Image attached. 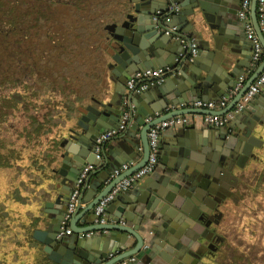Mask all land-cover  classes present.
Wrapping results in <instances>:
<instances>
[{"label":"crops","instance_id":"0c3cea01","mask_svg":"<svg viewBox=\"0 0 264 264\" xmlns=\"http://www.w3.org/2000/svg\"><path fill=\"white\" fill-rule=\"evenodd\" d=\"M241 1L242 0H236V5L232 7V9L229 1L228 6L232 11L226 13V16L223 17V22H219L215 14L211 12L214 3L211 0H203L207 12L202 11L201 8L196 9L202 20L199 21L196 16H189L185 22L179 21V27L181 28L180 32L176 31L175 27H172L175 28L173 32L175 34L173 37L175 42H177V38L181 36H190L196 29L204 31L202 39L209 42L207 43L209 45V50H205L201 39L198 35L194 34L190 41L195 40L198 42V50L193 58L191 57L193 59L192 61H194V63H191L192 68H185L186 73L184 74L185 78L183 83L187 88H190L192 83H189L187 77H193V75L194 77L199 76V79L205 81L207 85L206 88H204L203 94H207L206 92L210 86H215L217 88L216 93L224 94V92H226L225 95L216 96L215 99L210 100H218L230 96L236 85L238 78L237 72H239V70L243 72L242 75L246 78H248L254 70L252 61H250L252 44L246 37L244 22L238 16ZM128 2L129 0L101 1V9L97 8L99 9L97 12H101L103 17L100 14L97 17V27L99 28L103 24L102 28L106 33V37H104L106 38L107 49L102 50L95 40L91 41L88 39L86 45H89V47L85 50V45L71 50L70 55L72 59L75 60L74 63L81 66L87 65L88 69L83 71V69L78 68L76 75L77 79L73 81L68 80V82L63 80L65 82L63 95L60 98L54 96L51 98V102H49L50 97L49 99L47 98V103H45L47 115L44 113L42 116H39L37 113L38 121L35 122L30 116L34 113V110L31 109L27 111L28 119L23 123H18L16 118L12 115L9 118V254L12 253L15 257L19 256V258H23L21 260L22 262H20L21 264H58L56 260L49 257V252L45 250V244L37 240L34 237V233L35 230L38 229L45 231L43 218L49 214L45 211H57L58 209H56V206L61 207L64 205L62 203L48 206L47 202H54L56 193L61 189L60 177L54 172V167H56L57 161L61 159L60 154L65 150L64 142L70 135L69 129L75 126V123L82 114L79 112L81 107L85 110L88 104L93 103V98L102 97L101 99L113 103H128L133 110V114H131L130 111L126 126L123 130L118 131L101 145L99 150L101 158L99 159L96 157V161L99 163L95 165L94 170H92L82 186L81 196L84 204L77 212L87 206L95 195L113 179L114 176H112L110 163H114L113 161L116 159L120 160V158L124 156L123 154H127L132 150H135L133 159L125 163H128L131 167L142 158L141 150L134 147V145L140 144V133L143 127V125L137 123L135 120L137 117L141 118V114L146 111L151 114V118L164 116L178 108L189 107L194 99L197 100L198 98H202L204 100L205 98L203 96H207L201 95L200 88L197 89V92H194V89L191 88L186 92L187 104L178 102V99L182 98L176 95L181 81H178L180 80L179 78H175L177 74L173 71H171L172 73L162 82L151 84L144 90H129L127 86L129 77L126 76L124 73L125 71H121L118 68L114 69L117 63L113 60L112 52L109 50V42L112 38L111 32H113V30L107 27L110 23L116 21V13ZM153 3L156 7L158 6L163 9L169 6L171 11L174 10V14L179 15L182 13L178 3L174 8L173 5H169L168 0H153ZM173 12H167L168 22H170L169 18ZM204 13L208 15L206 20L203 16ZM94 21L96 23L95 15L93 16V22ZM94 27L96 26L93 25L90 31L96 32ZM170 35L168 36L165 34L168 38ZM216 44L222 45L224 49L232 48L235 57L240 59L241 64L239 68L241 69H237L232 75L231 67H228L221 60L220 51L217 50ZM58 46L59 44L55 47ZM179 48H181V46H179ZM82 55L83 58H81ZM68 56L69 55L64 56V60L60 63L66 64L65 61ZM67 62L70 64L69 60ZM167 67L170 68L169 66ZM83 72L85 74L82 76ZM72 88L74 90H72ZM131 91L134 92L133 103L127 100V94ZM169 95L175 96L176 98L174 100L175 102L167 105L166 98H168ZM196 96L198 97L196 98ZM248 105L252 110L249 109L247 114L243 111L239 116L230 120L225 126L220 127V129H222V131L227 129L229 133L239 134L237 140H240L244 138L242 136L245 129L244 126L249 124V120L254 121L251 117L255 116L261 121L255 129V135L263 141L264 116L262 113L264 111V87L250 100ZM18 113L19 112H17L16 115H18ZM240 118L241 121H236V119ZM243 118H246L248 122ZM144 122L146 121H143V123ZM119 124L120 122L113 128H117ZM216 131H218V126L206 123L202 115L194 117L187 125H178L162 131L159 136L158 164L152 173L141 178L139 186L142 189L147 187H152L154 189L164 180L165 176H174L178 171L182 172V174L188 173V169L193 168L190 167L186 160L184 161V157L178 150L180 148L185 149V145L188 143H193L194 146L200 149L203 147V141L208 139L209 133H215ZM176 136H180L185 144L182 145L178 143ZM234 140L236 141V138H234ZM256 148L257 146H254L252 151L254 152ZM208 149H210V147H208ZM238 153L237 156L244 155V149L240 150ZM90 154L91 152H87V155ZM229 157L232 159L231 154H229ZM202 161L203 163L207 162L205 155ZM221 163L222 164L212 162L210 165V174L219 181L218 184L213 183L215 184V186L211 187L213 192L220 191L223 196L226 197L219 208V210L223 212V207L233 201V192L240 182L238 175L242 169L234 164V162L232 164L228 161H223ZM208 165L209 161L207 167ZM229 165H231L232 168L231 172L227 170ZM201 166L203 165L201 164ZM233 176L238 177V179H235ZM93 185H95V188H93ZM73 186L74 183L71 185V189H73ZM137 187L138 186L135 185L132 188L122 190L121 199H118L114 204L110 205V214L107 213V220L105 219L104 223L115 222L117 218L114 215L115 212L123 214L126 216L124 218L128 219L126 221L122 219L121 222L123 224L131 227H133L135 223L137 225L140 224L141 234L147 239H151L157 237V232L153 231V229L155 230L157 225L164 222V219L162 218V213L156 214L157 217L155 218L149 216L151 215L150 213H146L148 219H146L145 222L142 221L140 212L145 213V206L143 202L139 201L140 199L135 194ZM63 188L68 189L69 187L65 185ZM70 195L71 193L67 194L66 197L70 198ZM211 195L215 197L217 194L212 193ZM135 199L138 201L137 205L133 204ZM131 206H133V208H131ZM135 206L136 208L134 209ZM167 207H169V209L174 208L170 204H168ZM190 208L191 207H189V209ZM207 219H209L207 215H201L198 218V220L204 222L207 221ZM224 219L225 213L222 217V221H220L221 225ZM198 220L195 225H203V222L201 221V223ZM79 223L81 226H85L91 222L84 216L80 219ZM220 223L218 225H212L210 229L218 231L220 229ZM201 228L203 232H206L207 229L203 230V227ZM188 232L192 239V244H188L187 247L183 249V254L185 260L191 261L194 260V256H199L201 254L205 244L202 236L203 233L192 229ZM100 233L101 231L96 230L94 234H87L86 236L90 241H96L101 235ZM102 233V237L105 239V237H109L110 234L121 235L122 232L103 230ZM83 236L82 234H74L67 239L72 242ZM129 240V245L131 246L136 242L133 238ZM94 243L93 247L96 248L99 243ZM103 245L108 246L109 240L106 239ZM108 258H110V255ZM106 261L107 258L103 259L101 263ZM129 264H141V262L137 263L134 261Z\"/></svg>","mask_w":264,"mask_h":264},{"label":"water","instance_id":"95a60500","mask_svg":"<svg viewBox=\"0 0 264 264\" xmlns=\"http://www.w3.org/2000/svg\"><path fill=\"white\" fill-rule=\"evenodd\" d=\"M168 1L169 5L178 3L182 13L179 15L174 14V10L171 11L169 6H166L165 9L158 6L156 7L153 0H129V2L123 5L116 13V21L107 26L113 30V32H111L112 38L109 42V50L112 52L113 60L117 63L114 69L118 68L121 71H125L124 73L128 77L136 70L169 66L173 69L172 71L174 73L176 72L177 75L175 78H179L180 80L178 81H181L176 92V95L182 97L178 99V102L187 104L186 92H188L189 89L193 88L194 92H197V89L200 88L202 95L204 88L207 86L205 81L200 80L199 76L194 77V75L193 77H187L189 83H192L190 88H187L183 83L185 78L184 74L186 73L185 68H192L191 63H194V61H192L193 57L191 58V53L189 51L190 40L194 34L198 35L205 50H209V45L207 44L209 42L202 39L204 35L203 30L196 29L190 36H181L177 38V42L173 40L175 34L173 32L170 33L171 35L167 34L166 30L175 27L176 31L180 32V20L185 22L189 16H196L200 21L202 18L196 9L201 8L204 12H207V10H205L203 0ZM211 1L214 3L211 12L215 14L219 22H223V17L226 16V13L231 12L232 7L236 5V0ZM229 1L231 3V9L228 6ZM167 12H173L169 18L170 22L167 20ZM203 16L205 20L208 18L206 13H204ZM251 18L256 33L264 47V33L260 28L257 18V0H252ZM165 34L168 36L170 35V37H166ZM214 38L217 39L216 37ZM179 46H181V48H179ZM216 48L220 51L221 60L228 67H231L232 75L237 69H241L239 68L241 64L240 59L235 57L232 48L224 49L222 45L218 44H216ZM250 61H252L251 58ZM263 69L264 59L254 68L252 74L246 79L244 85L225 108L218 110L192 107L178 108L170 112V114L158 116L157 118H151V114L147 111L143 112L141 118L137 117L138 119H135L137 123L143 125V127L140 133V144L134 145L135 148L141 150L142 158L136 164L129 167V169L113 177V179L95 195L87 206L79 212L72 214L67 221L66 215L68 213L69 197H66V195L71 193V185L73 183L75 184L84 165L88 163L98 165L99 163L96 161L97 137L121 122L126 112L130 113L131 111V114H133V110L128 103H113L101 99L102 97L93 98V103L88 104L85 110L81 107L79 112L82 114L75 123V126L69 129L70 135L64 142L65 150L60 154L61 159L57 161V165L54 167V172L60 177L61 189L56 193L54 202H47L48 206L62 203L64 205L61 207L56 206V209H58L57 211H45L49 213L43 218L45 231L38 229L35 230L34 233V237L45 244V250L49 252V257L56 260L58 264H115L130 255H135V262H141V264H198L200 261L198 256H194V260L191 261H187L184 258L183 249L186 248L188 244H192V239L188 231L190 229L200 231L203 233L202 236L204 239L208 241L212 240V236L215 232L210 229V220H208L207 223L201 220L202 223L198 218L201 215H207L211 218L213 213L220 211L217 209V203H221L224 197L221 196L220 191L213 192L211 189V187L215 186L213 183L218 184L219 181L211 176L210 165L212 162L222 164L221 162L223 161H228L230 164L234 162L235 164L234 159H236L240 150L244 149V154L249 155L254 146H261L263 144L262 139L255 135V129L259 122H261L259 118L255 116L251 117L254 121L249 120V124L244 126L245 129L242 133L244 138L240 140H237L239 134L229 133L227 129L222 131V129L218 127V131L215 133L210 132L208 139L204 140L203 143L201 142L203 147L200 149L194 146L193 143L186 144L185 149L180 148L178 151L184 157V161L186 160L190 167L193 168H189L188 173L182 174V172L178 171L174 176H165L164 180L154 189L152 187L142 189L139 186L141 179L135 182V185L138 186L135 194L140 199L139 201L143 202L145 206V213L140 212L142 221L145 222L146 219H148L146 213H150L151 215L149 216L152 218L157 217L156 214L162 213L164 222L157 225L155 230L153 229V231L157 232V237L147 239L143 236L140 232V224L137 225L135 223L133 227L123 224L121 222L122 219L125 221L128 219L124 218L126 216L123 214L117 212L114 213L117 217L115 222H100L98 221L100 216L95 214L93 209L103 197L113 190L120 180L132 174L147 162L150 153L148 130L154 124L171 116L185 113L223 114L227 112L236 104ZM171 73L172 72H170V74ZM242 73L241 70L237 72V82ZM216 92L217 88L215 86H210L206 92L207 94H203L207 95L203 96L205 98L204 100L215 99L216 96L226 94V92H224V94ZM133 94L134 92L132 91L127 94V100H129L130 103L134 102ZM197 97L198 96H196V98ZM175 98V96L169 95L168 98H166L167 105L175 102ZM249 109L252 110L248 105L244 112L247 114ZM262 115L264 116V111ZM243 119L248 122L246 118ZM237 120L241 121V118L236 119V121ZM143 121L146 122L143 123ZM233 137L236 138V141ZM176 139L178 143L182 145L185 144L180 136H176ZM208 147H210V149H208ZM87 152H91V154L87 155ZM133 153H135V150L123 154L124 156H122L120 160L116 159L113 161L114 163H110L112 173L115 169L119 168L122 163L132 160L134 156ZM229 154H231L232 159L229 157ZM204 155L207 158V162L203 163L202 158H204ZM208 161L209 165L207 167ZM201 164L203 166H201ZM227 170L230 172L232 171L231 165L228 166ZM233 177L237 179V177ZM65 185H68L69 188H63ZM94 186L95 185H93V188H95ZM122 192L123 191L120 190L115 193L108 202L103 215L105 219L107 213L110 214V205L114 204L118 199H121ZM212 193L217 195L213 197L211 195ZM137 203L138 201L135 199L133 204L137 205ZM168 204L172 205L174 208L169 209V207H167ZM189 207L191 208L189 209ZM131 208H133V206H131ZM135 208L136 206L134 209ZM84 216H86L91 223L81 226L79 221ZM197 220L203 225H195ZM67 226L73 230V234L58 238V233L63 229L62 227ZM201 227H203V230L207 229L206 232H203ZM96 230L101 231V235L97 240L90 241L87 239L86 233ZM103 230L121 231L122 233L121 235L110 234L109 237L103 239ZM81 233L84 235L82 238H77L72 242L67 239L74 234L77 235ZM130 238L136 241L133 246L129 245ZM106 239L109 240L108 246L103 245ZM94 242L99 243L96 248L93 247L95 244ZM109 255L110 258H108ZM106 258L107 261L101 263V261Z\"/></svg>","mask_w":264,"mask_h":264},{"label":"rangeland","instance_id":"374dc122","mask_svg":"<svg viewBox=\"0 0 264 264\" xmlns=\"http://www.w3.org/2000/svg\"><path fill=\"white\" fill-rule=\"evenodd\" d=\"M101 1L0 0V264H21L23 259L9 254V94L14 90L32 92L33 98L41 95L40 103L63 95V80L73 81L78 68L88 69L74 63L71 50L81 45L85 50L88 39L107 49L103 24L97 27ZM93 25L96 32L90 31ZM67 55L66 64H61ZM26 73L30 74L26 86L16 87L20 84L16 80ZM20 107L12 116L23 123L31 108L25 113ZM44 113L47 115L42 107L38 114ZM255 152V159L239 172L233 201L223 207L220 230L226 235L224 249L229 251L228 258H234L232 264H264V140Z\"/></svg>","mask_w":264,"mask_h":264},{"label":"built area","instance_id":"2783aa9c","mask_svg":"<svg viewBox=\"0 0 264 264\" xmlns=\"http://www.w3.org/2000/svg\"><path fill=\"white\" fill-rule=\"evenodd\" d=\"M176 4L177 3L173 5V8L176 6ZM251 6H252V0H242L240 8L238 10V16L243 20L246 37L252 44L251 59H252V64L255 68L264 59V47L258 34L256 33L251 18ZM257 18L259 20L260 28L264 33V0H257ZM174 31L175 28H170L166 30V33L170 34ZM197 50H198V42L195 40L191 41V43L189 44V51L191 53V57H193L197 53ZM171 71L172 70L168 67L144 68V69L136 70L129 76L127 80V86L129 90H144L147 87H149L151 84L160 83L163 80H165L170 75ZM246 79L247 78L245 76L243 75L240 76L237 84L233 88L229 97H223L218 100L198 99L193 101V103L189 107L203 108L210 110L222 109L226 107L231 101V99L238 93V91L244 85ZM263 87H264V69L249 85L245 93L239 98L236 104L227 112L223 114L185 113V114L171 116L154 124L148 130L150 153L147 162L141 168H139L132 174H129L126 177H124L122 180H120L113 188V190L98 202V204L93 209L94 213L100 216L98 221L100 222L105 221L103 215L106 210V206L115 193H117L120 190H125L134 187L135 182L138 179L143 178L145 175L150 174L155 170L158 164V154H159V145H160L159 136L162 131L166 130L167 128L175 127L178 125H187L191 122L192 119H194V117L198 115H202L204 121L208 124H213L218 127L225 126L230 120L236 118L244 111L250 100ZM128 116H129V112H126L117 128L106 130L97 137L96 139L97 158L99 159L101 158L99 152L101 145L105 141L110 139L118 131L123 130L125 128ZM129 167L130 166L128 163L122 164L119 168L114 170L112 176L115 177L119 175L121 172L129 169ZM94 168H95V164L88 163L84 165L83 169L81 170L78 179L76 180L73 186L69 198L68 213L66 215L67 221L70 219L72 214L76 213L77 210L84 204L81 196V189L86 179L88 178L89 174L92 172V170H94ZM62 228L63 229L58 233L59 238L73 234V230L69 226ZM94 233L95 231H90L87 232L86 235L87 234L91 235ZM134 261H136L135 255H130L115 264H129Z\"/></svg>","mask_w":264,"mask_h":264},{"label":"flooded vegetation","instance_id":"af4514ba","mask_svg":"<svg viewBox=\"0 0 264 264\" xmlns=\"http://www.w3.org/2000/svg\"><path fill=\"white\" fill-rule=\"evenodd\" d=\"M257 147H260V146H257ZM255 157H256V152L251 151L249 155L244 154V155L237 156L235 159V164L241 167V169H244L247 165L250 164V161L255 159ZM233 195H234V192H233ZM221 196H223L222 192H221ZM225 199L226 197H223L222 202L217 203L218 210L220 206L222 205V203L225 201ZM224 213L225 211L223 212L216 211L215 213H213L211 218L207 219V221L210 220L211 226L214 224L218 225L220 221H222V217L224 216ZM220 226H221V223H220ZM214 232L215 234L212 236V240L208 241L207 239L203 238L204 244H205V246L203 247V251H202L203 253L201 252L199 256L196 255L199 257V260H200L198 264H232L234 262V258L232 259L228 258L230 256L229 251L226 250L227 248L224 249L225 240L227 239L225 233L220 229L218 231L215 230ZM222 249L225 252V256H223L224 252H222ZM226 253L229 254L228 257Z\"/></svg>","mask_w":264,"mask_h":264},{"label":"trees","instance_id":"16d2710c","mask_svg":"<svg viewBox=\"0 0 264 264\" xmlns=\"http://www.w3.org/2000/svg\"><path fill=\"white\" fill-rule=\"evenodd\" d=\"M65 1H66V3H70L73 0H65ZM29 75L26 73L24 75L25 76L24 78H22L21 80L20 79L16 80V81H19L20 82V84H17L16 87L17 86L18 87L24 86L26 84V81L29 79ZM12 81H14V78H12ZM27 87H28V85H27ZM14 89H15V87H13V90ZM31 93L30 94H26V93H24L23 90H19V91L18 90L17 91L14 90V93L13 94H9V118L12 115L13 110H16V108L18 106H21L20 109L22 108V111H27V109H29V108L33 109L34 110V113L31 114L30 116H31V118L34 119L35 122L38 121V119H37V113H38V111L42 107L45 108V103L44 102L43 103H40V99H42V97H40V95L37 96L36 97L37 99H36V98H33V96H32ZM27 97H29L28 101H26V98ZM0 157H2V156H0Z\"/></svg>","mask_w":264,"mask_h":264}]
</instances>
